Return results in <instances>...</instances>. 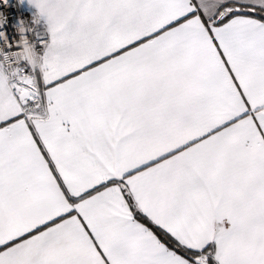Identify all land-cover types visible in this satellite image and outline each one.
Segmentation results:
<instances>
[{
  "label": "snow or ice",
  "instance_id": "snow-or-ice-1",
  "mask_svg": "<svg viewBox=\"0 0 264 264\" xmlns=\"http://www.w3.org/2000/svg\"><path fill=\"white\" fill-rule=\"evenodd\" d=\"M0 264H264V0H0Z\"/></svg>",
  "mask_w": 264,
  "mask_h": 264
}]
</instances>
